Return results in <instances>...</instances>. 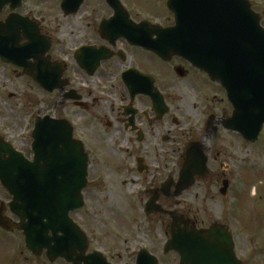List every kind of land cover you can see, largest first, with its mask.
I'll list each match as a JSON object with an SVG mask.
<instances>
[{
	"label": "flooded vegetation",
	"instance_id": "af4514ba",
	"mask_svg": "<svg viewBox=\"0 0 264 264\" xmlns=\"http://www.w3.org/2000/svg\"><path fill=\"white\" fill-rule=\"evenodd\" d=\"M119 1L129 20L114 21L115 10L106 0H84L77 13L70 14L63 8L64 0H58L56 4L63 21L58 30L47 29L46 21L37 14L33 16V12L20 14L32 20L45 39L46 44L41 47L45 51L43 70L51 73L52 81L57 84L54 92L42 89L45 112L49 114L55 110L57 121H66L72 126L74 139L83 145L88 157L84 208L86 203L93 204L94 196L104 187L111 189L122 177L132 183L133 178L139 180L134 198L144 211L148 202L157 197L156 204L163 210L180 213L181 203L174 197L179 176L176 174L177 170L179 173L182 170L186 153L193 145L206 156L209 174L205 178L196 177L190 190L199 185L206 199L213 194H221L224 198L235 194V182L225 175L220 179L216 169L220 150L209 146L220 140L218 96H209L200 84L220 90V100L226 103V115L231 117L236 108L228 91L186 58L170 54L162 59L156 53V48L169 52L176 48L171 45L160 47V33L176 23L175 15L168 9L169 0ZM248 2L264 28V0ZM11 13L10 7H5L0 13V23ZM140 44H151L154 49H146ZM0 63H3L1 59ZM30 63L35 64V61ZM25 76L35 82L32 77ZM197 113L204 119L194 123L192 119L188 120ZM237 135L248 146L255 147L258 143ZM1 139L16 149L8 138L0 136ZM170 180L173 183L171 189L163 191V185ZM12 200L11 194L0 184V206L5 209L4 216L8 218L11 214L9 219L15 223L17 217L10 207ZM99 203L104 207L101 201ZM152 216L170 220L166 215L152 212L148 220ZM184 217L191 220V228L206 230L219 224L230 229L234 238L230 226L218 222L206 225L194 216ZM91 254L88 252L86 256ZM112 258L104 255L90 264H104L105 261L116 264ZM47 259L50 264H71L62 258ZM136 262L137 257L132 260L133 264Z\"/></svg>",
	"mask_w": 264,
	"mask_h": 264
},
{
	"label": "water",
	"instance_id": "95a60500",
	"mask_svg": "<svg viewBox=\"0 0 264 264\" xmlns=\"http://www.w3.org/2000/svg\"><path fill=\"white\" fill-rule=\"evenodd\" d=\"M23 1L0 0V13L8 5L16 11ZM83 1L64 0L63 8L67 14L77 13ZM106 1L115 10L114 21L128 18L119 0ZM168 7L175 14L176 27L160 33V47L176 48L173 52L156 48V53L162 58L180 55L222 84L236 108L225 121L226 129L255 142L264 126V29L259 17L246 0H169ZM42 38L34 23L12 14L0 23V59L22 68L40 87L54 92L57 84L43 70L41 47L46 41ZM24 39L27 42L21 44ZM140 45L154 49L151 44ZM32 136L33 161L0 141V182L13 196L10 207L20 220L12 225L0 207V228L12 232L16 227L23 232L29 251L40 256L47 250L51 261L64 258L73 264H90L100 259V253L86 256L87 236L70 217L84 206L88 157L83 145L73 139L68 123L51 117L38 118ZM207 164L197 145L190 146L174 197L191 189L196 177L205 178ZM172 185L170 180L162 190L168 192ZM157 201V197L150 201L147 212L171 218L165 252H176L181 264H243L235 255L229 230L218 224L208 230L190 228L189 220L163 210ZM137 263L158 264V260L142 250Z\"/></svg>",
	"mask_w": 264,
	"mask_h": 264
},
{
	"label": "rangeland",
	"instance_id": "374dc122",
	"mask_svg": "<svg viewBox=\"0 0 264 264\" xmlns=\"http://www.w3.org/2000/svg\"><path fill=\"white\" fill-rule=\"evenodd\" d=\"M57 2L58 0H26L23 9L18 13L33 12V16L37 14L46 21L47 29L58 30L63 21ZM200 85L207 90L209 96H218L220 140L209 146L220 150L219 163L216 165L220 179L223 175L232 179L237 192L230 194L228 198L213 194L206 199L198 185L179 198L181 206L178 211L186 217L194 216L206 225L218 222L230 226L239 260L244 264H264V133L255 147L245 144L237 135H241L240 133L225 127V121L233 115H226V103L220 100V90L208 84ZM44 98L42 88L27 78L21 69L0 63V136L8 138L14 144L15 150L30 160L34 157L32 134L36 119L46 115L56 118L55 110L46 114ZM191 119L194 123L198 119H204V116L199 117L197 113L188 120ZM180 121L184 123L183 120ZM177 150L179 151L178 148ZM160 160L162 162L163 154ZM178 174L179 170L176 175ZM119 180L120 183L115 182L118 186L115 184L111 189L104 187L95 195L93 204L86 203L83 210L72 213V219L88 237V252L111 255L116 264H133L132 260L140 251L146 249L158 258L160 264H179L180 259L176 253L166 254L164 251L169 239L170 220H161L155 216L148 220L143 212L144 208L134 198L139 180L133 178L134 183L122 177ZM221 188L220 183V190ZM100 201L104 207H101ZM7 216L12 218L11 214ZM18 222L19 219L15 218V223ZM0 264L50 262L45 252L36 257L26 249L22 232L0 230Z\"/></svg>",
	"mask_w": 264,
	"mask_h": 264
}]
</instances>
